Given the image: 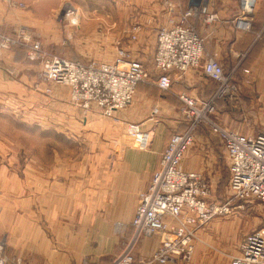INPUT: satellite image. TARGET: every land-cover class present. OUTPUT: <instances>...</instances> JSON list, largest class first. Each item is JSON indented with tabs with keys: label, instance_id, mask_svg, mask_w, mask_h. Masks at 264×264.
Wrapping results in <instances>:
<instances>
[{
	"label": "crops",
	"instance_id": "obj_1",
	"mask_svg": "<svg viewBox=\"0 0 264 264\" xmlns=\"http://www.w3.org/2000/svg\"><path fill=\"white\" fill-rule=\"evenodd\" d=\"M17 1L30 5V9L21 12L25 23L46 44L60 45L59 41L66 34L68 26L60 24L63 20L57 18V13L68 0ZM189 1L180 0L181 6L186 7ZM72 2L77 6L73 7L74 12L79 9L80 15L92 16L94 12L97 15L99 11L88 13L82 9L88 2ZM110 4L107 7L109 10L99 12V15L105 14V22L98 24V27L92 24L95 27L88 30L87 35L83 34L85 38L101 40L103 46L85 47V50H113L114 40H119L117 44L130 50L133 59L151 66L158 32L162 26L170 24L172 17L165 9L164 0H115L113 6ZM206 5L207 14L217 15L211 22L206 21L205 16L198 20L199 31L205 38L206 53L222 50L237 56L241 50H252L250 77L258 86L264 87V0H257L254 26L249 32L238 31L232 25V19L239 9V0H207ZM6 13V6L0 0L2 32H8V28L14 24L9 16L8 21L4 18ZM138 20L143 22L138 39L129 41L127 34ZM40 70L36 62L26 58L24 51L5 52L0 63V102L7 101L16 107L17 113L13 117L20 124L18 127L22 128L19 130L23 134L34 135L38 140L39 136L54 134L60 136L62 141L75 142L78 147V140L87 132L84 124L98 119V116H106L93 111L86 120L80 110L70 103L69 90L63 86L54 85L52 93L45 92L46 84L40 81ZM171 78L169 90H161L154 81L139 83L134 101L115 112L118 120L125 121V124L139 123L142 129L150 132L146 150L105 143L106 146L101 148L102 157L95 163H84L75 150L61 154V151L54 149L51 160L32 155L23 157L15 150L9 152L0 131V234L15 232V241H8L9 245L19 247L16 238L20 231L27 241L26 246L40 249L41 252H36L43 255L46 264H110L114 260L118 255L114 249L125 227L118 224L129 226L128 235L133 234L132 220L140 194L146 190L153 172L159 167L162 151L171 135L186 128L182 124L176 130L178 124L182 123L180 107L183 103L179 94L186 92L207 100L218 86L206 75L202 66L185 73L172 71ZM36 83H40L43 91L34 88ZM155 107L158 109L157 116L153 114ZM197 138V141L205 143V149L190 150L185 154L182 166L211 178L217 154L221 150L219 137L202 131ZM47 143L51 142L46 141L45 146ZM18 148L25 152L30 150L23 145H18ZM85 198L92 199L87 210L83 208ZM34 203L40 204L42 215L49 213L47 220L53 223V230L57 231V249H52V237L34 223V217L31 223L26 222V227H18L17 214H21L19 205H23L21 209L26 206L25 210L33 215ZM204 229H199L198 233ZM6 235L3 237L8 240ZM159 243L157 235L146 236L141 243V254L152 255Z\"/></svg>",
	"mask_w": 264,
	"mask_h": 264
},
{
	"label": "built area",
	"instance_id": "obj_2",
	"mask_svg": "<svg viewBox=\"0 0 264 264\" xmlns=\"http://www.w3.org/2000/svg\"><path fill=\"white\" fill-rule=\"evenodd\" d=\"M171 17L170 24L162 26L157 36L154 67L149 70L143 62L127 57L126 49L119 47L111 62H81L52 54L30 33L19 29L14 37L0 34L1 50L17 44L29 47V57L42 64V79L46 83L70 88L71 100L84 112L98 110L106 117L115 118V112L128 107L134 100L141 82L154 81L161 90L172 86L171 72L186 71L202 66L203 71L218 83L213 96L207 100L182 92L180 112L187 128L171 135L161 154L159 167L141 194L132 225L133 235L125 248L110 264H169L189 259L195 252V238L199 229L214 217L230 211V203L210 200V185L200 172L186 170L182 160L195 140L199 126L209 125L223 140L230 170V189L233 197L242 200L258 198L264 201V132L245 134L222 126L211 117L215 102L226 96L234 99L238 93L235 79L237 66L227 71L220 53H206L205 38L199 31L198 20L205 16L211 22L215 14H207V0H190L182 7L180 0H164ZM179 7H181L179 9ZM257 0H239V9L232 25L238 31L249 32L255 21ZM169 20V21H170ZM141 26L135 31L139 32ZM137 38L136 34L132 36ZM50 87L47 88L50 91ZM158 109H153L157 114ZM125 135L132 144L146 150L150 132L136 122H128ZM157 235L160 243L146 261L135 256L137 242L142 236ZM7 242L0 239V264H20V256L10 257ZM240 255L232 264H264V228L248 233L240 242ZM16 258V259H15Z\"/></svg>",
	"mask_w": 264,
	"mask_h": 264
},
{
	"label": "rangeland",
	"instance_id": "obj_3",
	"mask_svg": "<svg viewBox=\"0 0 264 264\" xmlns=\"http://www.w3.org/2000/svg\"><path fill=\"white\" fill-rule=\"evenodd\" d=\"M2 1L4 2L7 11L4 18L7 21L9 20V17L12 18L14 20V24L11 25V28H8V32L0 31L1 35L14 37L19 29H25L28 33H30V38L32 41L40 42L43 47L52 54L67 57L72 60H80L81 62L85 63L91 61L111 62L118 55L119 47H124L122 44H117L119 40H114L115 47L113 50H104L102 48L98 50H85L87 49L85 47L93 46L94 48L103 46L101 40L99 41L98 39L85 38L83 34L87 35L88 30L93 29L96 25L98 27V24L101 25L105 22V14L99 15V12L102 10L103 12L104 10H109L107 9L109 3H111L110 5L113 6L115 0H83L84 2L88 3H86L84 7H80H83L82 9L87 10L88 13H91L92 10H99L97 15L94 12L92 13V16L87 14L80 15V12H78L79 9L74 12L73 7H75L76 4H74L75 2H72L73 0H68V2L57 13V18L59 20L65 21H60V24H63V26H68L66 28V34L59 41L60 45H54V43L51 45L46 44L44 40H42L40 36L37 35V32L25 23V18L22 17L21 12L30 9L29 4H27L25 1L17 0ZM180 8L181 7H179V9ZM165 9H167V11L169 12L168 7L165 6ZM171 15L172 17H174L177 14L172 13ZM142 23L143 22H141V20H138L130 28L127 34L129 35V41H136L138 39L139 32L135 31V28L137 26H141L142 29ZM92 24L95 26H92ZM100 28L102 29V27H99V29ZM133 34L137 35L136 39L132 37ZM11 50L24 51L28 60L36 62L40 66V81L46 84V87L44 89L45 92L49 94L52 93L54 85L63 86L69 90V101L74 107H76V105L71 100L70 88L68 86L60 84H50L43 81L41 76L42 64L40 61L32 60L29 57L28 54L30 50L26 44H17L1 50L0 63L3 59L4 53ZM251 52L252 50H241V52L237 56H233L232 54L229 55L228 51L222 50H214L212 52L220 53L221 55H223V57L225 58V68L227 66L232 67L231 69L226 68L227 71L233 70L234 64H236L237 69L235 79L238 83L239 89L234 99L226 96L224 98L222 97L218 99L215 102L216 109L212 113L211 116L213 117L211 118L217 121L222 126L237 129L245 134H257L264 132V87L258 86L257 83L250 77L251 72L249 65L251 64L250 59L252 58L250 55ZM126 53L127 57L132 58L130 50H126ZM143 64L149 70L154 67V62L151 66H148L145 63ZM156 79L157 76H153L150 78L151 81H155ZM40 87V83H36V85L34 86L35 89H39ZM48 87L51 88L50 91L47 90ZM39 90L43 91V88H40ZM220 100L222 101L219 102ZM76 108L80 110L82 117H84L85 119L91 113H93V111H96V113H100L96 109L87 113L78 107ZM14 113H17L16 107H13L11 103L7 101L0 102V131L2 133L1 137L3 144L6 143V146H9V152L10 150H15V153H18L19 156L25 157L27 155H32L36 158L51 160L52 158H54L52 155V151L54 149H56L57 151H61V154L65 153V151L68 154L70 151L75 150L76 154L78 155L77 157L84 163H95L99 157H102L103 151L101 150V148L108 144L117 146H130L136 148L125 135V127L128 122L125 124V121L118 120L116 116L115 118L98 116V119L96 120H89L87 125L85 123L84 128H86L87 132L86 134H83L78 140L77 147L75 142L68 141L67 139L66 141H62V138L60 136L54 134L39 136L40 141L35 138L34 135L23 134L21 130H19L22 128L18 127L20 126V124L13 117ZM180 120H182V123L178 124L176 130L180 129L182 127V124L186 125L187 128L186 121L183 118L182 114ZM201 130L205 132L207 131V134L209 133L211 135L212 133L218 136V142L221 147L220 152L217 154L215 168H213L211 171V178L206 177L203 174L209 181L210 200L218 203L229 202L230 211L225 214L217 215L206 226H204L205 229L200 234L198 232L196 233L195 252L191 256V258L184 259L178 262H172V264H232L234 257L240 255L239 245L241 240L248 233L264 228V201L258 198H249L247 200H242L233 197V192L230 189L229 184L230 170L227 151L223 140H221V137L213 132L212 128L209 125L205 124L199 126L195 133V140L187 150L186 154L192 149H205V143L203 141H197V136L200 132H202ZM42 138H44L45 140L41 141ZM46 141H50L51 143H47V145L45 146ZM8 142L13 144H10ZM16 143L18 145H23V147L25 146V149L30 150L26 152L20 151ZM42 146L45 147L44 150L42 149L44 148ZM105 149L106 148H104L103 150ZM1 193L2 192L0 190V194ZM90 200L92 199H83V205H85V207L83 208H86V210L88 209V205H90ZM22 206L23 205H19L21 214H17L18 227H26V222L31 223V218L34 217V223L39 224V226L45 229L46 233L50 237H52V249H57L58 247L57 245H55L57 242V231L53 230V223L50 224L51 222L47 220V217H50L49 213H47V215L45 216L42 215L40 213L41 208L39 203H34L33 215H30V213L25 210V205V207L21 209ZM48 210L50 211L51 208H49ZM24 223L25 225H23ZM118 226L125 227L123 229V233L120 234V241L114 249L116 252H118L117 254H119L125 248L126 244L130 241L133 235H128L129 226L124 225V223L118 224ZM19 232H17L16 238L17 242H19V247L18 245H9L8 243V241H15V238L13 236L15 232L9 233L7 235L5 233L0 234V239L4 238L7 242L6 253L10 255V257L20 256L22 258L20 264H46L43 255L36 252L37 250L38 252H41L40 249L32 247L30 248L29 246H26L27 241L25 237ZM5 235L7 236L8 240L6 239V237H3ZM9 236L11 237L9 238ZM145 237L146 236L143 235L140 238L135 248V256L138 261H146L151 256H144L140 252L141 243L142 240L145 239ZM13 264H15V262H13Z\"/></svg>",
	"mask_w": 264,
	"mask_h": 264
}]
</instances>
